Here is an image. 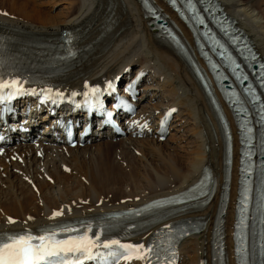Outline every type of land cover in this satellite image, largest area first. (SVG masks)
I'll use <instances>...</instances> for the list:
<instances>
[{
  "label": "bare ground",
  "instance_id": "6f19581e",
  "mask_svg": "<svg viewBox=\"0 0 264 264\" xmlns=\"http://www.w3.org/2000/svg\"><path fill=\"white\" fill-rule=\"evenodd\" d=\"M26 1L25 13L22 14L28 18L5 15L0 10V28L17 32L22 37L43 40L58 39L64 31H73L77 35L82 57L59 81L61 88L90 89L118 75L125 77L133 73L135 76L145 72L150 82L144 87L138 117L155 122L163 118L165 110L177 106L178 114L171 129L174 130L176 123L180 122L186 130L180 137L177 133L170 134L168 141L187 139L188 157L182 160L171 153L172 148H164L157 134L160 130L158 121L147 128L153 137L157 135L156 138L138 139L130 135L117 140L124 154L123 164L127 163L130 168L138 162L142 168L148 169L146 177L135 182L133 177H126V171L123 172L114 160L112 163L102 155L100 163L94 162L91 166L87 163L100 153L103 146H114L116 142L112 138L99 139L84 149H71L64 145H14L5 149L0 157V232L37 230L64 219L99 221L106 218L109 211L138 206L188 188L208 166L216 173L219 192L207 207L197 213L207 221L206 228L184 240L180 254L181 264L184 261L204 264L205 259L207 264H211L213 224L223 182V143L214 114L186 64L157 41L156 32L148 26L150 20L145 18L138 0H64L69 10L57 16L35 10L32 1ZM221 1L226 12L237 19L238 26L250 35L264 56V8L261 0ZM31 12H35L34 15ZM185 35L190 40L186 31ZM12 46L13 50H10L6 45L3 53L12 62L31 63L37 55L26 43ZM135 65L137 68L132 72ZM146 150L154 153L149 155L151 160L143 163V156L140 157L142 160H136L135 156ZM19 158L22 162L16 160ZM8 159L9 165L6 164ZM84 165L87 169L82 172ZM237 169L238 163L235 171ZM80 173L86 179L81 180ZM234 177L231 202L225 217L231 262L234 258L232 233L238 174ZM113 191L117 194H112ZM57 211L62 215L51 218ZM9 218L15 223L9 224ZM155 231L149 230L138 239L148 241Z\"/></svg>",
  "mask_w": 264,
  "mask_h": 264
},
{
  "label": "snow or ice",
  "instance_id": "6c2138e0",
  "mask_svg": "<svg viewBox=\"0 0 264 264\" xmlns=\"http://www.w3.org/2000/svg\"><path fill=\"white\" fill-rule=\"evenodd\" d=\"M171 2L174 4L175 0ZM186 3L192 6L193 11L195 10L192 0H186ZM199 23L203 24L204 21L199 19ZM23 83L15 78L10 81L5 80L0 73V101L12 99L15 95L23 93L25 91ZM85 87L88 85L86 84ZM108 87L112 88L111 82ZM35 91L32 89L33 93ZM44 91V98L48 99L53 90L48 88ZM90 92L97 94L100 89L93 87ZM56 95L61 94L56 93ZM76 95L78 93H72L73 97ZM84 95L87 97L89 93H84ZM107 116L111 118L112 113H107ZM60 215L62 212L57 211L51 218ZM8 223L12 224L15 221L9 218ZM81 227L84 231L74 226L61 225L40 230L36 234L31 232L0 233V264H82L83 260L97 258L100 264H108L106 257L113 258V264H119L120 259L134 258L145 261V264H152L151 254L154 253L152 246L145 248L143 243H122L119 239L106 238L108 225L98 224L96 232H93L91 223H82ZM102 236L105 238L102 239ZM168 264H173V262L169 261Z\"/></svg>",
  "mask_w": 264,
  "mask_h": 264
},
{
  "label": "rangeland",
  "instance_id": "374dc122",
  "mask_svg": "<svg viewBox=\"0 0 264 264\" xmlns=\"http://www.w3.org/2000/svg\"><path fill=\"white\" fill-rule=\"evenodd\" d=\"M5 1H6V3H4ZM25 1L24 0H16L14 2L13 0H0V10H3L4 14L6 12V15L8 13L9 16H12V17L19 16V17H21L23 19L28 18L27 16H25L24 14H22V13H25L24 7L26 8V2H27V1L26 2ZM29 1L30 2L32 1V3L34 4V6H36V9L35 10H39V11L42 10L40 12H44V14H46V15L57 16L59 14H65V13H67L68 10H69V9H67V7L69 8V5L64 0H62V1H59V0H29ZM12 2H13V4H11ZM261 6L264 8V0H261ZM34 13L35 12H31L30 14L31 15H34ZM135 68H137V65L133 66L132 69H131V71L134 72ZM173 124H174V121H173ZM179 128H181V129H179ZM177 130H179V131H177ZM185 130H186L185 129V126H182L181 127L180 126V122H178V123H176L175 129L174 130L171 129V133L170 134L177 133L178 137H180L182 134L185 133L184 132ZM169 137H170V135L167 136V138H166L165 141H161V144L164 146V148H168V149H171L172 148L171 149L172 150L171 153H174L176 156H179L182 160H185L188 157V151L186 149L187 148L186 146H188V144H187L188 140L185 139L184 141L183 140H180V142L177 141V142H173L172 143V142H169L168 141ZM114 142H116V143H113L115 145L112 146V147H110V146H103L102 147V150L100 151V153H98L97 155H95V157H93L92 160L90 162H87V163H89L90 166L94 162L95 163H100V161H101V156L100 155H102L104 158L110 160L112 163H113V160H114L115 163H116V165H120V167L122 168L123 172L126 171V177L128 179H132V177H133L134 180H132V181H134V182L135 181H138V180L144 179L146 177V173H147L146 171H148V169L147 168H142V166L138 162H137V165L130 166V168H128L127 167L128 166L127 163L126 164H123L122 163V161L124 160V157H123L124 154H123L122 148L118 146L120 144V142L117 143V140H114ZM91 145H94V144H91ZM87 146H90V145H87ZM85 147H83V148L80 147V149H84ZM147 151L148 150H146V152L144 151L145 154H144V152H140V154L142 153L141 155L140 154L139 155H136L135 156V157H137L136 160H140V159L142 160V158H140V157L143 156V158L145 160L143 159L142 162L145 163V161H146V163H148V161L151 160L150 157H149V155L154 154V153H151L152 152L151 150L148 151L149 153ZM117 153H119V155ZM125 156H127L129 158L128 155H125ZM17 158H18V156H17ZM16 160L18 162H22V159H20V158L19 159H16ZM6 164H8V165L11 164V162H10L9 159L6 161ZM86 169H87L86 168V165H84V171H82V172H85ZM64 173H68V175H70V172L69 171H65L64 170ZM80 175L82 176L81 180L86 179V177L83 175V173H80ZM5 176L3 175L4 178H6ZM4 190H6V188H4ZM112 194H117V192L116 191H113ZM182 264H189V261H184V263H182Z\"/></svg>",
  "mask_w": 264,
  "mask_h": 264
}]
</instances>
